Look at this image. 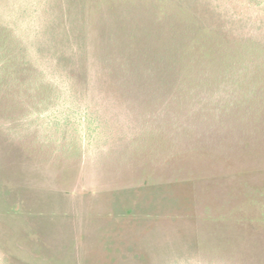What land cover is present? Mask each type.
<instances>
[{
    "label": "rangeland",
    "instance_id": "374dc122",
    "mask_svg": "<svg viewBox=\"0 0 264 264\" xmlns=\"http://www.w3.org/2000/svg\"><path fill=\"white\" fill-rule=\"evenodd\" d=\"M264 0H0V264H264Z\"/></svg>",
    "mask_w": 264,
    "mask_h": 264
},
{
    "label": "trees",
    "instance_id": "16d2710c",
    "mask_svg": "<svg viewBox=\"0 0 264 264\" xmlns=\"http://www.w3.org/2000/svg\"><path fill=\"white\" fill-rule=\"evenodd\" d=\"M257 73L258 74L256 75V80L252 82V85H254L255 87H258L264 84V64L260 65Z\"/></svg>",
    "mask_w": 264,
    "mask_h": 264
}]
</instances>
